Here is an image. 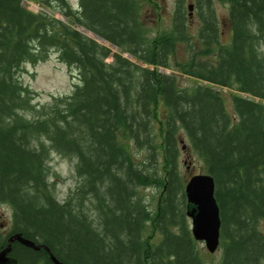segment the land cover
Returning a JSON list of instances; mask_svg holds the SVG:
<instances>
[{"label": "trees", "instance_id": "1", "mask_svg": "<svg viewBox=\"0 0 264 264\" xmlns=\"http://www.w3.org/2000/svg\"><path fill=\"white\" fill-rule=\"evenodd\" d=\"M37 1L56 4L69 24L34 14L21 0H0V200L12 209V233L45 245L62 264H204L186 216L183 143L214 181L218 264H264V0H215L228 5L227 44L220 42L214 0H194L198 40L213 61L192 65L189 55L188 67L198 70L183 73L207 85L187 89L158 71L169 67L176 44L190 50L183 0H176L170 30L150 42L138 0H80L81 12L65 0ZM73 24L153 69L112 53ZM51 52L77 72L78 85L38 105L21 81L22 67ZM211 85L236 92L234 115ZM51 152L76 161L78 183L61 204L47 183ZM142 188L156 190L153 203L138 194ZM10 253L15 264H53L43 249L18 242Z\"/></svg>", "mask_w": 264, "mask_h": 264}, {"label": "rangeland", "instance_id": "2", "mask_svg": "<svg viewBox=\"0 0 264 264\" xmlns=\"http://www.w3.org/2000/svg\"><path fill=\"white\" fill-rule=\"evenodd\" d=\"M67 5L72 9H77V0H66ZM22 6L34 13H44L45 15L55 18L63 23L69 24V20L66 19L62 13L57 9V5L45 7L37 0H21ZM183 7L186 12V25L187 35L191 42L190 50L185 43L176 44V49L172 55L168 58V68L158 67V71L169 76H174L179 88L187 89L192 88L197 84L207 85L205 82H201L195 78L190 77L183 73V70L197 71L196 67H188L189 55L193 56L194 63L192 65H209L213 61V55H204L202 52V46L198 40V32L201 27L200 18L196 15V9L194 0H183ZM138 12L139 19L142 24V32L145 41H152L159 36H162L165 32H168L172 26V18L175 12L176 0H138ZM192 5V10H188V6ZM213 11L218 22V26L221 31L220 42L221 44H227L230 40V26L228 23L229 9L228 5L218 1H213ZM83 35L94 40L98 44L105 46L111 50L112 53H121V55L140 67H148L153 69L152 66H147L142 62L136 60L126 52L122 53L121 50L108 41L100 38L94 33L86 30L82 26L73 24L72 26ZM264 52V48L261 49ZM112 61L111 58L106 59L107 63ZM21 81L23 85L27 86L30 90L36 93L34 103L43 105L50 103L53 97L68 96L74 86L78 85L77 72L75 70H69L64 65L60 64L54 53H49L48 59L37 65L24 64L22 67ZM220 92L223 96L224 104L229 113L234 115L232 110L231 98L232 94H236L233 89L221 88L214 85L210 86ZM243 97H248L242 95ZM161 113V108L159 109ZM180 142L182 141V133L179 134ZM183 143H180L182 150L179 156V174L184 181H187L191 176L196 174H205L202 163L191 154L189 150H185ZM135 161L139 162L143 160V153L137 155L135 153ZM75 160L62 157L56 153L51 152L46 161L47 169V183L51 184V192L58 203H63L70 193L75 189L78 179L75 175L74 166ZM156 190L153 188L138 189V194L144 198L146 202H151L155 197ZM154 208V205H153ZM0 224L7 222V235L13 230L12 223V210L7 206L0 208ZM189 221V220H188ZM190 225V221H189ZM260 230L264 232V224L260 226ZM145 237L147 241L152 242L155 237L151 223H148ZM149 239V240H148ZM156 240V237H155ZM200 255L204 264H218L221 259L222 250L218 249L214 253H209L205 248V245L200 242H196ZM38 264H43L40 261Z\"/></svg>", "mask_w": 264, "mask_h": 264}, {"label": "water", "instance_id": "3", "mask_svg": "<svg viewBox=\"0 0 264 264\" xmlns=\"http://www.w3.org/2000/svg\"><path fill=\"white\" fill-rule=\"evenodd\" d=\"M188 10H192V5L188 6ZM214 188V181L210 175L197 174L188 180L184 189L186 215L192 226L191 234L195 241L204 243L209 253L217 250L220 237L219 208L214 197ZM13 242L35 251L43 249L53 264H62L45 245H36L20 234L12 235L7 239V246L0 252V264H15V260L9 256Z\"/></svg>", "mask_w": 264, "mask_h": 264}, {"label": "flooded vegetation", "instance_id": "4", "mask_svg": "<svg viewBox=\"0 0 264 264\" xmlns=\"http://www.w3.org/2000/svg\"><path fill=\"white\" fill-rule=\"evenodd\" d=\"M64 2H65V4H67L66 0ZM72 10L77 11V12H81L80 0H77V9H72ZM7 206L11 209V207L9 205H7V202L0 200V208H2V207L7 208ZM0 217H1V213H0ZM12 223H13V221H12ZM12 232H13V230L10 231L9 234L7 235V222L5 223V225L3 223L0 224V252L7 246V239L10 236L15 235V234H19V233H12ZM13 243H15V242H13ZM13 243H12V245H13ZM9 256L11 258H13L14 260H16L15 257L11 253H9ZM40 261L41 260L37 261L35 264H38Z\"/></svg>", "mask_w": 264, "mask_h": 264}]
</instances>
